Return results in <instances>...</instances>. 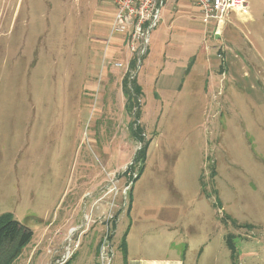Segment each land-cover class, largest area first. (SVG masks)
<instances>
[{
    "label": "rangeland",
    "instance_id": "1",
    "mask_svg": "<svg viewBox=\"0 0 264 264\" xmlns=\"http://www.w3.org/2000/svg\"><path fill=\"white\" fill-rule=\"evenodd\" d=\"M165 3L133 71L138 55L109 37L111 0H0V216L34 234L14 264H49L47 246L31 252L46 230L60 253L74 233L67 264H100L106 214L89 217L80 198L111 178L129 182L143 146L136 120L151 144L128 204L177 205L180 189L192 206L190 264H233L230 234L240 264H264V0H249L251 21L234 16L218 38L189 0L171 12ZM129 72L144 89L133 112ZM68 214L86 224L67 234ZM123 234L112 264H122Z\"/></svg>",
    "mask_w": 264,
    "mask_h": 264
},
{
    "label": "crops",
    "instance_id": "2",
    "mask_svg": "<svg viewBox=\"0 0 264 264\" xmlns=\"http://www.w3.org/2000/svg\"><path fill=\"white\" fill-rule=\"evenodd\" d=\"M168 1L170 5L169 11L171 12L173 11V9H175L174 3L177 0ZM179 3L181 2L179 1ZM171 7H173V9H171ZM197 14L199 18V11ZM232 18L228 24L232 23ZM240 18L243 22L251 21V14L248 17ZM224 32L225 31H223V33ZM138 85L142 88V91H144L142 85L139 83ZM118 179L111 178V180H116L117 184L120 183V179ZM109 187L110 184L102 186L101 188H96L93 191V194L84 193L81 196V201L85 199V196L89 197L91 203L89 211L91 215L89 217H93V213L95 211H99L100 209L101 211H103L102 216L107 213V211L109 210V203L112 201L113 197L112 194H108ZM173 192L177 199L176 201H178L177 205H172L170 203L167 204V206L165 204L156 206L154 204L150 205V201H144L143 206H140L135 195H133L134 197L131 198V202L125 207H122L118 210L112 239L114 240L115 236H117L121 231L124 233L123 239L125 238L127 242V257L126 259H124L123 255L122 264H190L188 257L190 252L193 251V249L191 250V248L196 247L195 245H192L191 241V229H193L194 224L190 220L184 221L183 218V214L185 213L186 208H188L189 206L185 204L186 200L184 198V192L180 189H176ZM207 198L204 195L203 199L205 201L208 200ZM120 203L121 202H119L118 204L122 206V204ZM102 216L98 218H101ZM85 224L86 221L84 219V216L80 222H75L73 216L71 214H68L64 217L63 227L68 228V234L71 229H81V227ZM103 228L104 227L102 224L99 229L102 231ZM46 231L40 242L32 247L31 252L33 251L34 255L42 256L41 248L43 249L46 246L48 248V252H51L53 251L52 249L57 248V237H55L54 234H49ZM182 246L186 248V251H180V248ZM198 252L199 256L197 260H200L201 256L204 253L203 245L198 246ZM192 264L198 263L196 261Z\"/></svg>",
    "mask_w": 264,
    "mask_h": 264
},
{
    "label": "built area",
    "instance_id": "3",
    "mask_svg": "<svg viewBox=\"0 0 264 264\" xmlns=\"http://www.w3.org/2000/svg\"><path fill=\"white\" fill-rule=\"evenodd\" d=\"M168 0H111L114 15L110 24V40H119L130 47L133 53L139 58L146 55L150 44L151 32L157 27L160 14L165 2ZM195 6L204 24L212 22L214 35L221 36L227 24L233 16L248 17L250 15L249 0H189ZM117 64L116 67H121ZM136 175H134V178ZM132 184V183H131ZM127 182L123 189H120L116 180H112L108 194H112V201L109 203V210L103 217L101 223L104 226L105 234L102 237L99 250L100 264H112L114 250L112 236L114 224L117 220L118 210L125 207L127 196L131 188ZM121 202L119 205L118 203ZM72 231L67 238V246L64 250L50 252L49 264H67L73 257L80 243L73 240Z\"/></svg>",
    "mask_w": 264,
    "mask_h": 264
},
{
    "label": "trees",
    "instance_id": "4",
    "mask_svg": "<svg viewBox=\"0 0 264 264\" xmlns=\"http://www.w3.org/2000/svg\"><path fill=\"white\" fill-rule=\"evenodd\" d=\"M137 63L138 61L136 58L132 60L130 68L133 71L136 69ZM129 78L132 80V90H128L127 79ZM124 86L126 95L128 97V105L131 103L129 110L133 112L134 107H138L140 103L139 99L143 94L142 88L138 85L137 77H134L131 72L125 76ZM131 128L132 136L141 144H143V146L137 151L136 157L125 172L129 176V183L133 182L130 190L144 173L145 164L148 158L149 146L151 144L150 141H145L144 129L140 126L138 120L131 123ZM134 175H136L135 178ZM33 236V232L22 223L17 221L13 214L6 213L0 216V264H14V262L19 259L24 249L32 242ZM234 239L235 235L230 234L226 237V243L230 250L233 264H240L238 261L239 255L234 243ZM120 247L123 250L124 259H126L127 242L125 238L123 239Z\"/></svg>",
    "mask_w": 264,
    "mask_h": 264
},
{
    "label": "water",
    "instance_id": "5",
    "mask_svg": "<svg viewBox=\"0 0 264 264\" xmlns=\"http://www.w3.org/2000/svg\"><path fill=\"white\" fill-rule=\"evenodd\" d=\"M217 38H218V36H217Z\"/></svg>",
    "mask_w": 264,
    "mask_h": 264
}]
</instances>
